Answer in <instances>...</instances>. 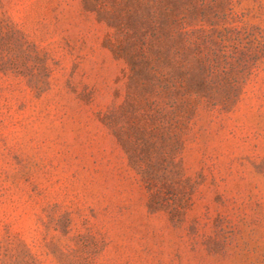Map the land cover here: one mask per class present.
<instances>
[{"label": "rangeland", "instance_id": "1", "mask_svg": "<svg viewBox=\"0 0 264 264\" xmlns=\"http://www.w3.org/2000/svg\"><path fill=\"white\" fill-rule=\"evenodd\" d=\"M0 264H264V0H0Z\"/></svg>", "mask_w": 264, "mask_h": 264}]
</instances>
